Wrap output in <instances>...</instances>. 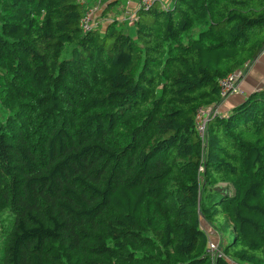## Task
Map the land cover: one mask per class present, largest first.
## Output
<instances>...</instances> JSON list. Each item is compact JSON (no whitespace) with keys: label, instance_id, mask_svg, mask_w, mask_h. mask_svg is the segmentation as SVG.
Segmentation results:
<instances>
[{"label":"trees","instance_id":"obj_1","mask_svg":"<svg viewBox=\"0 0 264 264\" xmlns=\"http://www.w3.org/2000/svg\"><path fill=\"white\" fill-rule=\"evenodd\" d=\"M119 2L83 31L76 0H0V264H264V89L223 114L218 86L263 53L264 0L131 31Z\"/></svg>","mask_w":264,"mask_h":264},{"label":"built area","instance_id":"obj_2","mask_svg":"<svg viewBox=\"0 0 264 264\" xmlns=\"http://www.w3.org/2000/svg\"><path fill=\"white\" fill-rule=\"evenodd\" d=\"M82 6H85L84 14L82 15L79 25L83 31L88 30L89 28L96 25V16L100 12L102 4V0H76ZM161 3V0H138L136 3L134 10L131 13L127 12L128 17L130 20L129 22H133L135 18L136 8H149L153 4ZM264 54V52H263ZM241 71L238 70L237 72L229 73L225 77L219 80V94L221 99L226 98L231 93L237 90L241 79ZM220 113L217 110V107H207V108H199L196 112L195 116V130L200 138L201 141L204 140L205 137V130L208 121L218 116ZM207 231V230H206ZM208 233V232H207ZM215 244V245H213ZM219 242L216 241L209 232V239L207 243V247L205 249V254L207 258L211 261H214L216 257L221 256V251L219 249Z\"/></svg>","mask_w":264,"mask_h":264},{"label":"crops","instance_id":"obj_3","mask_svg":"<svg viewBox=\"0 0 264 264\" xmlns=\"http://www.w3.org/2000/svg\"><path fill=\"white\" fill-rule=\"evenodd\" d=\"M132 1L134 3L131 2V9L136 5V0ZM240 71L242 73L237 90L224 98L220 103L219 110L223 114H226L232 107L239 104L247 94L255 90L264 89V54L262 53L257 56Z\"/></svg>","mask_w":264,"mask_h":264},{"label":"rangeland","instance_id":"obj_4","mask_svg":"<svg viewBox=\"0 0 264 264\" xmlns=\"http://www.w3.org/2000/svg\"><path fill=\"white\" fill-rule=\"evenodd\" d=\"M131 2L134 3V1H132V0H128V1H126V0H120V2H119L118 5H120L119 6V9L121 10V13H119L118 15H114V14L112 15L111 13L113 11H111V9H110L108 13L111 14V16L106 20V23H108L110 21H113V20H118L119 19V22L123 23V27L125 28V24H127V25L130 26L127 30H130L131 31L132 30V22H129L128 21L130 19L128 17L129 14H127V12L128 13L129 12L131 13L132 11H135L134 8L131 9V6H130L132 4ZM135 2L138 3V0H136ZM168 4H169V0H161V3H160L161 6H167L168 7ZM115 9H116V6H115ZM205 229L207 230L208 233L210 232L211 236L216 241L219 242V240L221 239V235L217 231L213 230L212 227H210L209 229L205 227ZM213 245H215V244H213Z\"/></svg>","mask_w":264,"mask_h":264},{"label":"water","instance_id":"obj_5","mask_svg":"<svg viewBox=\"0 0 264 264\" xmlns=\"http://www.w3.org/2000/svg\"><path fill=\"white\" fill-rule=\"evenodd\" d=\"M214 189L217 190V191H219L221 194H225V190L221 186H216Z\"/></svg>","mask_w":264,"mask_h":264},{"label":"bare ground","instance_id":"obj_6","mask_svg":"<svg viewBox=\"0 0 264 264\" xmlns=\"http://www.w3.org/2000/svg\"><path fill=\"white\" fill-rule=\"evenodd\" d=\"M137 3V2H136ZM85 7V6H84ZM101 13V12H100ZM121 16V15H120ZM99 17V16H98ZM98 19H100V18H98ZM119 20V19H118ZM121 21V20H120ZM127 22V21H126ZM222 100V99H221ZM218 107V106H217Z\"/></svg>","mask_w":264,"mask_h":264}]
</instances>
